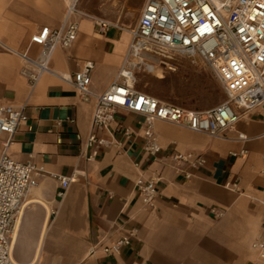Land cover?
<instances>
[{
    "label": "crops",
    "instance_id": "1",
    "mask_svg": "<svg viewBox=\"0 0 264 264\" xmlns=\"http://www.w3.org/2000/svg\"><path fill=\"white\" fill-rule=\"evenodd\" d=\"M68 4L69 0H0V40L35 57L40 51L30 44L31 36L44 26L60 27ZM75 6L88 14L80 1L75 0ZM72 18L79 23L76 39L68 48L55 49L49 62L53 73H44L34 87L21 74L20 55L0 49V106L23 107L25 115L11 137L0 134V156L10 138V158L32 161L45 171L24 199L11 239L12 260L259 264L251 243L263 238L264 110L241 116L225 139L156 121L161 152L152 157L143 149L144 117L117 109L114 121L97 133L111 143L87 148L95 98L83 100L61 76L71 77L92 61L90 90L103 93L120 71L130 26L124 20L106 19L113 25L101 31L90 17ZM124 127L132 131L130 140L122 133ZM238 134L246 140H237ZM242 149L247 153L231 155ZM173 152L193 153L205 163L193 168L174 162L169 158ZM50 174L74 178L63 197L57 194L59 181ZM139 177L156 181L153 206L140 200L135 186ZM226 182H237L239 189L226 187ZM211 208L223 215L215 218ZM133 230L130 243L119 253L102 250Z\"/></svg>",
    "mask_w": 264,
    "mask_h": 264
},
{
    "label": "built area",
    "instance_id": "2",
    "mask_svg": "<svg viewBox=\"0 0 264 264\" xmlns=\"http://www.w3.org/2000/svg\"><path fill=\"white\" fill-rule=\"evenodd\" d=\"M75 14L85 15L76 8L75 0H69L60 27L44 26L31 36L30 44L38 45L40 51L35 57L29 56L28 51L18 52L0 40V49L22 58L21 74L30 87H34L44 73H53L49 62L55 49L68 48L76 39L79 23L72 18ZM90 18L101 31L113 25L104 18ZM127 29L130 41L120 71L103 93L95 94L90 90L92 61L84 62L71 77L61 76L83 100L95 98L87 148L111 143L97 133L114 121L117 109L144 117L143 149L152 157L161 152L154 129L156 121L225 139L241 116L254 109L264 110V0H145L137 23ZM177 57L202 60L223 90V101L211 108L195 109L137 89L140 72L175 71ZM24 116L23 107L1 105L0 134L7 133L11 137ZM122 133L128 140L133 136L128 127H124ZM237 140H246V137L238 134ZM10 141L9 138L4 143L0 156V264H16L11 257V239L17 219L26 194L37 185L36 177L45 172L42 165L10 158L7 154ZM92 153L89 158L94 151ZM245 153L247 150L242 149L231 155ZM169 158L193 168L205 163L203 157L193 153L173 152ZM50 175L59 181L57 194L63 197L74 178ZM185 176L189 178L190 174ZM135 184L142 204L153 206L156 181L139 177ZM225 186L239 189L237 182H226ZM210 212L215 218L223 215V211L216 208H211ZM261 231L263 238L253 241L251 247L257 253L259 264H264V224ZM135 233L136 230L131 231L102 250L107 254L119 253Z\"/></svg>",
    "mask_w": 264,
    "mask_h": 264
},
{
    "label": "rangeland",
    "instance_id": "3",
    "mask_svg": "<svg viewBox=\"0 0 264 264\" xmlns=\"http://www.w3.org/2000/svg\"><path fill=\"white\" fill-rule=\"evenodd\" d=\"M85 12L107 20H124L133 27L145 0H77ZM76 8H78L76 6ZM175 71L140 72L137 89L159 99L195 109L214 107L224 93L208 66L200 59L177 57Z\"/></svg>",
    "mask_w": 264,
    "mask_h": 264
},
{
    "label": "bare ground",
    "instance_id": "4",
    "mask_svg": "<svg viewBox=\"0 0 264 264\" xmlns=\"http://www.w3.org/2000/svg\"><path fill=\"white\" fill-rule=\"evenodd\" d=\"M80 12L83 13V14H85L84 16H87V17L92 16V15L86 14V13H84V12H82V11H80Z\"/></svg>",
    "mask_w": 264,
    "mask_h": 264
}]
</instances>
